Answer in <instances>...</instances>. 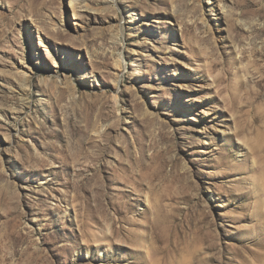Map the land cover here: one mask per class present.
<instances>
[{
  "label": "rangeland",
  "instance_id": "1",
  "mask_svg": "<svg viewBox=\"0 0 264 264\" xmlns=\"http://www.w3.org/2000/svg\"><path fill=\"white\" fill-rule=\"evenodd\" d=\"M207 1L0 0V264H264V0Z\"/></svg>",
  "mask_w": 264,
  "mask_h": 264
},
{
  "label": "bare ground",
  "instance_id": "2",
  "mask_svg": "<svg viewBox=\"0 0 264 264\" xmlns=\"http://www.w3.org/2000/svg\"><path fill=\"white\" fill-rule=\"evenodd\" d=\"M208 3H211L212 1L211 0H208L207 1ZM74 12H75V10H74ZM135 12V10H130V13H131V17H132V15H133V13ZM222 13H223V10H222V7L221 8H219V10H217V12H216V16H217V20L220 18V17H222L221 15H222ZM219 22V21H218ZM217 25H219V23H217ZM218 30H219V33L221 32V30H220V28H219V26H218ZM221 36V35H220ZM121 56H123V52H121Z\"/></svg>",
  "mask_w": 264,
  "mask_h": 264
}]
</instances>
